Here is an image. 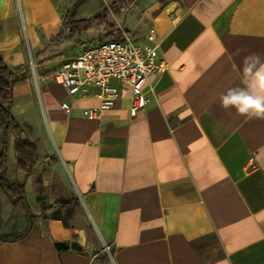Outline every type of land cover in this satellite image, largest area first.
<instances>
[{"label": "crops", "instance_id": "1", "mask_svg": "<svg viewBox=\"0 0 264 264\" xmlns=\"http://www.w3.org/2000/svg\"><path fill=\"white\" fill-rule=\"evenodd\" d=\"M77 1L0 0V56L15 75L10 112L39 162L26 180L16 133L0 122V179L25 183L36 217L0 185V236L24 235L0 244V264H264V120L219 101L244 86V57L264 56V0H131L134 18L116 10L133 42L154 33L166 68L149 77L150 102L136 116L123 85L96 119L83 115L99 105L95 86L71 96L49 76L96 44L99 30L98 42L112 29L119 39L122 24L108 5L115 23L57 39L69 10L78 20L104 9L82 15L89 0ZM71 199V209L45 210Z\"/></svg>", "mask_w": 264, "mask_h": 264}, {"label": "built area", "instance_id": "2", "mask_svg": "<svg viewBox=\"0 0 264 264\" xmlns=\"http://www.w3.org/2000/svg\"><path fill=\"white\" fill-rule=\"evenodd\" d=\"M119 39L98 42L83 49L75 58L65 60L54 69L49 80L61 84L69 95H77L87 83L97 88L99 105L85 109L83 115L96 119L110 111L121 97V87L129 85L132 91L130 113L136 116L150 102L146 92H152L148 79L152 73H163L166 64L160 61L159 43L154 33L147 36L148 44L133 42L122 25ZM69 109V103L62 105Z\"/></svg>", "mask_w": 264, "mask_h": 264}, {"label": "trees", "instance_id": "3", "mask_svg": "<svg viewBox=\"0 0 264 264\" xmlns=\"http://www.w3.org/2000/svg\"><path fill=\"white\" fill-rule=\"evenodd\" d=\"M113 8H115L116 3H113ZM112 8V5H111ZM64 24L61 29L60 34L57 35V39H63L66 34H76L78 31H92L93 25L96 23L99 26L110 24V15L108 7L104 8L100 13L93 16L91 19H75L74 12L69 10L64 15ZM112 29V27H110ZM109 34V40H113L115 35V30ZM15 80V75L12 70L7 67L5 61H3L0 56V122L4 128L8 124V129H12L17 136V160L19 169L23 174H25L26 180L29 178L32 173L35 171L38 160H37V150L36 146L29 138L28 133L23 129V127L18 124L11 115V102H12V85ZM6 143L2 145V150L0 153V171H3L7 166L6 160ZM51 162L53 159H48ZM1 188L12 197L18 198L17 202H22L25 205V209L28 211L31 222L36 218L32 215L28 204L25 201L26 191L25 183L21 185H9L4 182L3 179H0ZM78 202L75 199H71L70 202H57L55 205L45 208L46 211L55 210L58 207L65 209H71L75 207ZM24 235H10V236H0V244L2 242H15L22 239Z\"/></svg>", "mask_w": 264, "mask_h": 264}, {"label": "clouds", "instance_id": "4", "mask_svg": "<svg viewBox=\"0 0 264 264\" xmlns=\"http://www.w3.org/2000/svg\"><path fill=\"white\" fill-rule=\"evenodd\" d=\"M241 71L245 76L244 86L220 94V105L248 119L264 120V56L260 53L245 56Z\"/></svg>", "mask_w": 264, "mask_h": 264}, {"label": "rangeland", "instance_id": "5", "mask_svg": "<svg viewBox=\"0 0 264 264\" xmlns=\"http://www.w3.org/2000/svg\"><path fill=\"white\" fill-rule=\"evenodd\" d=\"M109 1L108 3H106L104 0H89L88 2H86L84 5H82L81 7V13L82 15H94L98 8L101 6L102 4V8H106L108 5H112V7L114 6L113 3L116 2V8L113 9L114 10V14L116 13V10H121V14H125L126 16H131L132 18L134 17H138L141 16V14H138V13H135L132 11L133 7H132V4H131V0H107ZM136 1V0H135ZM81 2V0L77 1V5H76V8L77 6L79 5V3ZM104 3V4H103ZM118 21L122 24V27L123 28H126V24H125V21L123 20V16L122 17H118L117 14H115ZM87 17V16H85ZM115 20L112 18L110 20V23H115L114 22ZM128 29V28H126ZM104 31V30H103ZM102 30H99L98 33L96 32V35H95V38L93 39L95 41V43H98V40L103 38L104 37V32ZM28 207L32 213V210H31V205L28 204ZM85 228L88 230V233L90 235V237L92 239H94V231L93 229L85 224ZM106 253H110L108 247H103L102 248Z\"/></svg>", "mask_w": 264, "mask_h": 264}, {"label": "water", "instance_id": "6", "mask_svg": "<svg viewBox=\"0 0 264 264\" xmlns=\"http://www.w3.org/2000/svg\"><path fill=\"white\" fill-rule=\"evenodd\" d=\"M7 129H8V124L4 127L3 132H5ZM2 177H3V175H0V178H2ZM8 196H9L11 199L14 198V197H12L9 193H8ZM55 244H56V248L59 249V250H62V249H69V248L74 249V250H78V251H82V250H83V247H82L79 243H77L76 241H73V242L71 243V245L66 244L65 242H59V241L56 242Z\"/></svg>", "mask_w": 264, "mask_h": 264}]
</instances>
